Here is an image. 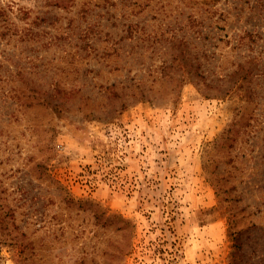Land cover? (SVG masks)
Here are the masks:
<instances>
[{
	"label": "rangeland",
	"instance_id": "1",
	"mask_svg": "<svg viewBox=\"0 0 264 264\" xmlns=\"http://www.w3.org/2000/svg\"><path fill=\"white\" fill-rule=\"evenodd\" d=\"M0 264H264V0H0Z\"/></svg>",
	"mask_w": 264,
	"mask_h": 264
}]
</instances>
